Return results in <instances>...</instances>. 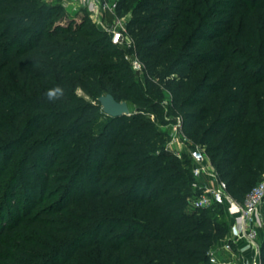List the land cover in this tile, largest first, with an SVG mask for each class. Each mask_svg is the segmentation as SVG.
Here are the masks:
<instances>
[{
    "label": "trees",
    "instance_id": "trees-1",
    "mask_svg": "<svg viewBox=\"0 0 264 264\" xmlns=\"http://www.w3.org/2000/svg\"><path fill=\"white\" fill-rule=\"evenodd\" d=\"M128 4L133 46L158 79L146 87L127 46L86 10L78 20L49 0H0L9 264H210L230 217L220 203L192 207V159L167 148L151 115L162 85L237 200L264 175V0H120ZM55 87L64 95L50 101ZM108 93L135 110L108 115L99 101ZM260 255L264 264V240Z\"/></svg>",
    "mask_w": 264,
    "mask_h": 264
},
{
    "label": "built area",
    "instance_id": "built-area-1",
    "mask_svg": "<svg viewBox=\"0 0 264 264\" xmlns=\"http://www.w3.org/2000/svg\"><path fill=\"white\" fill-rule=\"evenodd\" d=\"M77 7L86 10L99 28L110 34L113 43L132 47L134 40L128 31L129 19L119 17L111 26H106V14L112 8L111 0H68ZM116 6V5H115ZM128 58V57H127ZM134 67H140L138 59ZM181 118V117H180ZM182 126V119L180 121ZM167 148L179 156L184 152ZM193 162L192 172L195 177L193 188L199 190L191 199L193 208L211 206L220 203L226 209L230 221L227 237L221 239L210 251V264H262L260 255L262 226L264 221V179L252 187L244 201L237 200L228 190L227 182L219 177L205 147L195 145L186 152ZM234 221V222H233ZM252 249L254 257L247 258L245 252Z\"/></svg>",
    "mask_w": 264,
    "mask_h": 264
},
{
    "label": "rangeland",
    "instance_id": "rangeland-1",
    "mask_svg": "<svg viewBox=\"0 0 264 264\" xmlns=\"http://www.w3.org/2000/svg\"><path fill=\"white\" fill-rule=\"evenodd\" d=\"M50 2L54 4H62L64 7L65 12L70 17H75L76 19H80V16L85 12L84 9L77 7L76 3H71L68 0H49ZM116 5V6H115ZM111 6L114 9L112 12L109 10L106 14V26H111L114 24L115 19L117 16L127 18L129 19L131 14V4H128L126 8L121 9L120 0H111ZM69 17V18H70ZM96 24V23H95ZM97 25V24H96ZM122 47H125V45H120ZM126 56L128 57L133 74L135 76V80H137L139 83H142L145 87L148 85L147 81L152 80L155 82L157 77L153 74H150L147 69V64L145 59L137 52V49L132 46L126 47ZM138 59L140 61L141 66L134 67L133 61ZM168 80V79H167ZM166 80V81H167ZM163 87V93L161 97L162 102V108L158 111V113L154 114L151 112L152 118L157 119V123L159 124L160 128L165 132L166 134V145L173 147L176 151L181 152H187L191 150L195 143L194 141L182 130L181 126V118L175 114V111L171 107V92L169 88L166 85H162ZM78 92L80 95H83L87 98H90L81 88L78 89ZM131 111L135 110L134 104H130ZM105 121L104 116H100L98 120V126H101ZM264 179V175L262 176V179ZM262 234L264 235V231H262ZM262 235L261 241L264 240V236ZM6 252V251H5ZM5 255V253L0 250V264H9L5 262L1 256Z\"/></svg>",
    "mask_w": 264,
    "mask_h": 264
},
{
    "label": "water",
    "instance_id": "water-1",
    "mask_svg": "<svg viewBox=\"0 0 264 264\" xmlns=\"http://www.w3.org/2000/svg\"><path fill=\"white\" fill-rule=\"evenodd\" d=\"M103 110L110 116L117 117L131 114V109L127 101H119L111 94H104L99 97Z\"/></svg>",
    "mask_w": 264,
    "mask_h": 264
},
{
    "label": "clouds",
    "instance_id": "clouds-1",
    "mask_svg": "<svg viewBox=\"0 0 264 264\" xmlns=\"http://www.w3.org/2000/svg\"><path fill=\"white\" fill-rule=\"evenodd\" d=\"M63 95H64V90L60 87L49 89L46 92V96L50 101L60 99L61 97H63Z\"/></svg>",
    "mask_w": 264,
    "mask_h": 264
},
{
    "label": "crops",
    "instance_id": "crops-1",
    "mask_svg": "<svg viewBox=\"0 0 264 264\" xmlns=\"http://www.w3.org/2000/svg\"><path fill=\"white\" fill-rule=\"evenodd\" d=\"M234 222V221H233ZM264 222V221H263ZM231 223H232V221H231ZM262 231H264V223H263V226H262ZM229 232H231L232 233V229L231 230H229ZM264 236V235H263ZM254 251L252 250V249H249V250H247L246 252H245V255L247 256V258H253L254 257Z\"/></svg>",
    "mask_w": 264,
    "mask_h": 264
}]
</instances>
